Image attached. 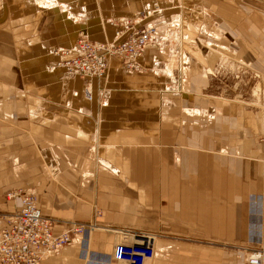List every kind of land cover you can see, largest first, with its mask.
Segmentation results:
<instances>
[{
	"label": "crops",
	"instance_id": "obj_1",
	"mask_svg": "<svg viewBox=\"0 0 264 264\" xmlns=\"http://www.w3.org/2000/svg\"><path fill=\"white\" fill-rule=\"evenodd\" d=\"M262 6L0 0V212L20 206L6 192L33 189L41 214L57 220L54 234L67 221L92 225L42 264H114L122 230L155 234L144 264H245L234 244H264V154L250 142L259 120L210 89L218 66L236 69L231 44L218 39L225 26ZM137 12L159 33L140 72L119 57L102 77L56 65L54 49H70L81 34L112 41V21ZM207 16L223 24L207 27Z\"/></svg>",
	"mask_w": 264,
	"mask_h": 264
},
{
	"label": "built area",
	"instance_id": "obj_2",
	"mask_svg": "<svg viewBox=\"0 0 264 264\" xmlns=\"http://www.w3.org/2000/svg\"><path fill=\"white\" fill-rule=\"evenodd\" d=\"M133 18V17H132ZM127 19L118 28V44L112 48L103 41L81 36L71 49L57 48L53 54L60 57L57 66L68 74L88 77H101L107 69L109 56H118L123 65L138 70L137 60L151 41L150 30L143 25L136 26ZM123 30V31H122ZM86 59L91 66L86 65ZM88 99L91 95L87 93ZM264 145V129L259 136ZM32 189H18L8 192L7 197H19L20 206L11 213L0 215V264H42L50 252L57 251L68 241L70 234L82 232L92 226L84 222L67 221V226L59 233H53L56 219L41 214L37 197ZM120 239L115 242L111 252L114 264H144L154 256L156 236L151 232L122 230ZM246 264H264V248H253L244 255Z\"/></svg>",
	"mask_w": 264,
	"mask_h": 264
},
{
	"label": "rangeland",
	"instance_id": "obj_3",
	"mask_svg": "<svg viewBox=\"0 0 264 264\" xmlns=\"http://www.w3.org/2000/svg\"><path fill=\"white\" fill-rule=\"evenodd\" d=\"M242 3L240 2L239 4L242 5L243 8ZM247 11L249 10L247 9ZM137 15L139 16L140 13L137 12L134 16L131 15L127 17L135 18ZM119 19L120 18L116 20ZM233 19L234 27L228 28L225 26L226 29H229V33H224L222 36L220 35V38L218 39H224L225 42L231 44L234 53H230L229 57L232 62H235L236 69H233L232 67L218 66V71L214 70L213 72L216 73L217 77L214 78V81H212L210 89L220 95H223L222 97L225 96L226 98L228 96L230 100L227 101L224 99L222 101L224 104L230 103L231 100H233L235 106L247 105L252 108V114L257 116L261 127L257 133L251 134L250 142L252 145L259 147L264 154V145L259 142V136L262 134L264 129V65H262L264 64V32L260 30V28H264V6L261 7V12L254 10L251 16H236ZM116 20L114 21L115 23ZM137 20L139 21V18H137ZM221 22L220 17L206 18L207 27H215V23L223 24ZM224 25H226V23H224ZM147 27L153 28V40L156 39L157 42L159 33L156 26L147 24ZM223 54L226 55L225 52H223ZM142 68L143 67L141 65V70ZM238 122L239 119L236 118V134L240 130V123ZM7 194L8 192L4 194L6 198H8ZM1 214L4 213L0 212V215ZM260 247L264 248V244L259 242H250L246 243V245L235 243L233 249L236 255H240L241 259L243 258L242 260L245 263L244 255H246L248 251H251V249Z\"/></svg>",
	"mask_w": 264,
	"mask_h": 264
},
{
	"label": "bare ground",
	"instance_id": "obj_4",
	"mask_svg": "<svg viewBox=\"0 0 264 264\" xmlns=\"http://www.w3.org/2000/svg\"><path fill=\"white\" fill-rule=\"evenodd\" d=\"M142 15V13H140V15H139V17ZM127 19H132L131 21H133L134 23H135V25L136 26H138V25H140V23H139V21L137 20V18L135 17V18H132V17H123V18H120L119 20H116V24H117V28L119 27V26H121V24H123L124 22H127ZM115 21V20H114ZM114 21H112V22H114ZM143 26H145L148 30H150V35H151V40H153V33H154V30H153V28H151V27H147V25H143ZM123 31V30H122ZM81 36H84L83 34H81L78 38H80ZM118 36H119V34H118V29H116L115 30V34H114V39L112 40V41H103L102 43H106V44H108V47L109 48H112L114 45H116V44H118L119 42L117 41V38H118ZM87 38V37H86ZM77 41H78V39H77ZM77 41H76V43H77ZM96 41V40H95ZM148 44V43H147ZM146 44V45H147ZM76 46V44L73 46V47H75ZM66 49H68V48H66ZM111 57H118V56H109V58H108V61H109V59L111 58ZM120 58V57H119ZM120 60L122 61V59L120 58ZM139 60H140V58H139ZM139 60H137V63H138V65H139V69L138 70H131V69H129V68H126V66L125 65H123L127 70H129V71H131V72H139L140 70H141V65H140V61ZM86 65L88 66V67H90L91 66V64H90V62L86 59ZM123 63V62H122ZM107 68H108V62H107ZM104 71H101V73L98 75L99 77H101V74L103 73ZM106 72H107V69H106ZM106 72H105V74L103 75V76H105L106 75ZM90 94V93H89Z\"/></svg>",
	"mask_w": 264,
	"mask_h": 264
},
{
	"label": "water",
	"instance_id": "obj_5",
	"mask_svg": "<svg viewBox=\"0 0 264 264\" xmlns=\"http://www.w3.org/2000/svg\"><path fill=\"white\" fill-rule=\"evenodd\" d=\"M132 16H134V15H132ZM115 34V33H114ZM91 38V37H90ZM93 39V38H92Z\"/></svg>",
	"mask_w": 264,
	"mask_h": 264
}]
</instances>
